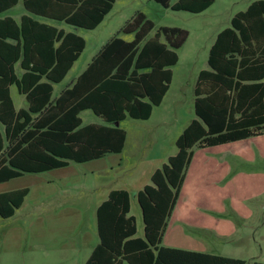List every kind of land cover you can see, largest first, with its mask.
<instances>
[{
    "label": "trees",
    "instance_id": "obj_1",
    "mask_svg": "<svg viewBox=\"0 0 264 264\" xmlns=\"http://www.w3.org/2000/svg\"><path fill=\"white\" fill-rule=\"evenodd\" d=\"M22 1L29 12L19 20L0 17V182L119 153L127 131L116 122L131 116L147 120L160 105L173 78L171 66L188 30L162 26L138 11L109 39L84 71L54 97L86 47L75 31L44 22L42 16L85 29L96 28L116 0H0V13ZM173 10L199 13L215 0H156ZM120 33L134 34L127 40ZM17 64L23 72L18 74ZM209 69L194 89L196 118L177 138L168 158L137 195L144 237L136 236L131 193L112 190L97 209L99 242L84 264H264L163 245L194 148L216 146L264 133V0L237 12L210 47ZM16 85L27 108L17 109ZM91 109L108 124L82 125ZM29 187L0 192V218L13 216Z\"/></svg>",
    "mask_w": 264,
    "mask_h": 264
},
{
    "label": "rangeland",
    "instance_id": "obj_2",
    "mask_svg": "<svg viewBox=\"0 0 264 264\" xmlns=\"http://www.w3.org/2000/svg\"><path fill=\"white\" fill-rule=\"evenodd\" d=\"M176 0H171L174 3ZM252 0H215L214 4L203 12L194 13L186 10H173L164 7L156 0H116L112 10L104 20L94 29L80 28L79 34L86 39V48L80 58L75 62L63 81L54 84V97L66 88L86 68L87 64L99 52L101 47L138 11L144 12L154 21L155 26L149 37L153 36L162 26L181 27L188 30L189 35L185 43L177 49L178 62L171 66L173 80L164 106L155 111L154 116L146 121L127 116L121 126L129 133L128 146L121 160L122 153H109L108 160H99L101 163L112 164L118 159L115 169L106 170L101 165L94 176L84 174L83 183L72 186L74 179H63L59 175L62 170L41 173H24L21 177L1 184L0 191L14 187H33V196H43L44 192H51L58 198L67 197L87 199L92 191H100L104 186L117 184L123 186L133 177L137 165L142 159L151 158L162 148L161 153L176 149V132L179 134L190 120L196 117L194 109L195 86L198 74L202 69H209L208 57L210 47L217 34L231 25L232 17L239 11L245 10ZM20 3L9 11L12 16L24 11ZM6 15V14H5ZM4 15H0L3 17ZM46 21L56 24L67 31H76V28L65 22L46 18ZM120 36L131 40L134 34L120 33ZM18 72L21 68L17 67ZM12 96L16 106L27 108V100L20 94L17 86L11 87ZM82 125L89 123L108 124L102 117L96 115L91 109L82 111ZM0 126L1 123H0ZM143 133V135H142ZM134 148H136L134 150ZM197 160L189 172L187 186L197 187L199 194L208 198L211 203L209 218L212 220L210 231L185 229L188 237L197 242L191 246L199 250H208L225 256H235L248 262H264V133L251 136L225 144L205 148H194ZM131 151L133 154H131ZM120 159V160H119ZM210 159L213 171L206 173L205 160ZM73 167L83 173L90 172V164H81L72 161ZM70 169V168H69ZM89 170V171H88ZM82 173V174H83ZM53 179L49 186L47 180ZM129 182V183H130ZM45 187L47 190L45 191ZM77 192L72 194L73 189ZM64 192L58 195L56 190ZM95 189V190H94ZM36 210L31 208L24 213L17 214L14 222H21L31 218ZM133 214L137 216L138 233L136 236L144 237V222L141 207L137 200L133 202ZM4 221V220H1ZM219 222V223H218ZM7 222H0L2 226ZM218 226V227H217ZM211 230L216 231V233ZM220 230V231H217ZM163 245L167 241H163ZM166 246V245H165ZM25 253V252H24ZM18 256L19 264L28 259L31 264H66L58 256L48 254L42 250ZM3 248L0 246V258L3 257ZM29 263V264H30ZM124 264H129L125 262Z\"/></svg>",
    "mask_w": 264,
    "mask_h": 264
},
{
    "label": "crops",
    "instance_id": "obj_3",
    "mask_svg": "<svg viewBox=\"0 0 264 264\" xmlns=\"http://www.w3.org/2000/svg\"><path fill=\"white\" fill-rule=\"evenodd\" d=\"M253 1L254 0H252L248 4V6ZM20 3H22V1H20L16 6L10 8L9 10L3 13H0V15L12 16L7 13H9V11L16 8ZM28 13L29 12L25 9L24 11L18 12V14H16V16H13V17L19 20L23 14H28ZM35 17L41 21L47 22L45 17H42V16H35ZM59 22H63V21H59ZM18 65L19 64H17L16 66V70H17ZM22 72L23 70L21 69V72L20 73L18 72V74L21 75ZM168 92L164 96L160 105L155 106L153 108L150 118L147 119L146 121L150 120L154 116V113L156 110L164 106V102L167 98ZM11 95H12V91H11ZM27 106H28V103H27ZM16 108L20 109V108H25V107L18 108L16 106ZM192 120H190V122ZM189 123L183 127L182 131L179 134H177L178 132H176V137L174 138L175 143L177 141V138L180 136L183 130L189 125ZM120 125H121V122H120ZM128 142H129V133L127 131L125 146L123 150L119 152V153H122L121 154L122 161L123 159H125V156H124L125 152L127 150H130L128 149L129 148ZM135 149L136 148H134V150ZM159 151L160 153H158V151L155 152L154 156L151 158H147V159L144 158L140 160V162L137 165L136 171L133 177L131 178V182L129 179L128 183L123 186H118L117 184H111L108 186H104V188L101 191L99 189V191H96V192L95 191L93 192L92 191L93 189H91L90 197L87 198L86 200L83 199V201H81L82 198L78 199L76 196H74L73 198H67V197L61 198L60 196H58L57 198L55 197L56 196L55 192H54V195H50L51 192H44L43 196L35 197L34 199V197H32L34 188L29 187L30 189L29 193L25 197L23 204L16 210L15 214L9 218H0V222H7L4 226H2V230L0 234V246H2L3 248V255H4L3 257L0 258V264H19L20 261L19 259H17L18 256H20L24 252H25L24 254H29V252L33 253V252H36L37 250L39 251L42 250L48 253L49 255L53 253L54 256H58L59 259H61V261L65 262L66 264H84L86 260L89 258V256L91 255L93 249L97 246L99 242L98 230H97V209L99 205L104 200L107 199L109 193L112 190L126 189L131 193L130 214L135 216L136 222L138 223L137 216L133 214L132 212L133 202L134 200H137L136 193L139 190H141L146 184L151 183V176L155 172V170H157L165 162H167L170 156L175 155L178 152V148L176 147V149L174 150H167L164 154L161 153L162 148H160ZM131 154H133L132 151H131ZM197 155H198L197 152L194 150V154H193L191 163L189 165V168L187 170L186 178L182 186L179 199L168 221V226H167L163 241L166 240L167 244L165 245L170 246V247H177V248L196 250V251H204V252L216 254L214 252L208 251L207 249L199 250L198 248H194V247L192 248L191 246L196 245L197 242L193 241V239L191 237H188L187 234L185 233V229L198 230L199 232L206 233L207 230H209L211 227L210 224H213L211 223L212 220L209 218L210 216L209 211H207L210 209V206H213V205H211L208 198L199 194L197 187L194 188L190 185L187 186L189 172L192 169L193 164H195L197 160ZM105 156L101 158L93 159L90 161H86V162H80L81 164H90V165L92 164L91 166H88L90 168V172L83 173L80 170H77L75 168L72 170L71 169L73 167L72 161H69L67 166L51 169V170H48L47 172H50V171L53 172L54 170H62L59 173V175L63 177V179L73 178L74 184H72V186H79V185H82L83 183L84 174L85 175L90 174L91 176H94L95 172H99L97 171L98 170L97 167L100 169L101 165H106L105 166L106 170L115 169V165L120 163L118 162V159H116V162L113 164L112 162L111 163L109 162V164L99 162V160H103V159L108 160L112 156L114 157L118 155L114 154L109 157H105ZM210 162H211L210 159L205 160L206 173L209 171H213L211 170L213 164H210ZM15 178H18V177H15ZM15 178H12L4 182H0V185L8 183ZM51 181H53V179L47 180V183H48L47 186L51 184ZM20 188H23V186L9 188L6 190H2L0 192H7V191L15 190V189H20ZM72 189H73L72 194L75 195L77 190L74 188ZM46 190H47V187H45V191ZM55 190L57 194L59 193L58 195H61V193H64L66 195V192H67L66 190L64 192H59V190L57 191V189ZM31 208L36 210L35 213L31 214V218L25 221L22 220L21 222L20 221L14 222V219L16 218L17 214H19V212L22 211L24 213V211L31 209ZM141 215H142V212H141ZM1 220H4V221H1ZM137 228H138V224H137ZM211 231L216 233V231L214 230H211ZM217 231H220V230H217ZM137 233H138V230H137ZM184 243L191 245V246H183ZM231 257H235V256H231ZM29 263L30 262L27 259L26 262H24L23 264H29Z\"/></svg>",
    "mask_w": 264,
    "mask_h": 264
},
{
    "label": "water",
    "instance_id": "obj_4",
    "mask_svg": "<svg viewBox=\"0 0 264 264\" xmlns=\"http://www.w3.org/2000/svg\"><path fill=\"white\" fill-rule=\"evenodd\" d=\"M79 29H80V27H77V28H76L77 32L79 31ZM116 125L119 126V125H120V121H117V122H116Z\"/></svg>",
    "mask_w": 264,
    "mask_h": 264
}]
</instances>
